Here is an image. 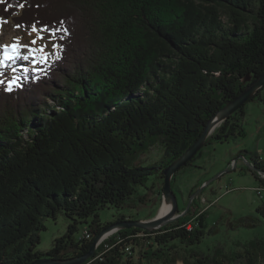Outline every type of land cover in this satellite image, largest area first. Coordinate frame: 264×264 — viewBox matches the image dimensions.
I'll return each instance as SVG.
<instances>
[{
    "label": "trees",
    "instance_id": "16d2710c",
    "mask_svg": "<svg viewBox=\"0 0 264 264\" xmlns=\"http://www.w3.org/2000/svg\"><path fill=\"white\" fill-rule=\"evenodd\" d=\"M0 19L23 30L33 24L54 29L63 20L67 29V35L55 33L60 59L42 71H26L11 92L0 86V264L85 254L113 224H102L97 211L122 207L151 174L163 187L166 166L264 73V0H0ZM263 90L246 102L262 100ZM244 106L206 143L243 136ZM157 143L163 147L159 162L135 161ZM252 156L248 162L264 173V160ZM247 168L264 188V175ZM59 212L69 219L66 232L48 250H37L43 218ZM256 213L264 220V201ZM88 218L83 233L90 231L91 238L82 233L75 239L78 224ZM202 218L186 214L151 232L121 229L83 264H137L126 247L141 232L148 246H157L150 257L175 264L176 243H200ZM246 219L240 221L255 225ZM241 250L216 247L209 259L191 248L183 262L245 264V258L264 264V237L247 240Z\"/></svg>",
    "mask_w": 264,
    "mask_h": 264
},
{
    "label": "rangeland",
    "instance_id": "374dc122",
    "mask_svg": "<svg viewBox=\"0 0 264 264\" xmlns=\"http://www.w3.org/2000/svg\"><path fill=\"white\" fill-rule=\"evenodd\" d=\"M38 37H43V39ZM32 40H36V43L32 44ZM9 42L21 43L22 54L27 56L33 54L34 57L27 61L19 57L17 62L8 64L10 67H0V79L7 80L6 86L16 78L18 80L16 79L15 85H18L20 77L28 70L46 69L60 49V47L55 49L52 47L53 44L60 46L56 34L53 36L48 31L32 32L31 27L23 30L13 25L11 21L0 19V46L1 44L7 45ZM13 68L15 71H12ZM261 97L262 100L255 99L245 103V114L242 118V126L245 130L243 136L230 137L224 142L212 140L204 144L195 160L175 172L171 179V188L176 195L180 215L160 226L142 228L151 232L186 214L191 215L194 220L203 217L204 235L200 243L189 247L176 243V249L171 250L172 254L177 257L175 264H184L183 257L189 255L191 248L200 251L205 256L208 255L210 259L216 247L221 248L224 253H229L235 248L242 253L244 242L256 237H264V220L256 219L258 217L256 207L264 201V188L261 187L255 174L247 168V162L254 153L264 160V90ZM47 101L52 103L49 99ZM162 153L163 147L157 143L150 150L138 155L135 161L149 165L159 162ZM257 187L261 188V195L257 194L255 190ZM163 199L162 179L154 173L149 175L144 185L136 186L135 192L122 207L116 208L108 205L101 208L97 211L98 218L102 224L115 223L123 216L124 220L148 221L159 214ZM248 216L255 220V225L246 226L240 221V219L246 221ZM90 220L91 218H88L87 222L78 224V231L74 234L75 239H78L83 230L88 228ZM42 222L45 228L39 231L40 241L36 249L46 251L51 248L54 238L66 232L69 219L59 212L55 218L45 217ZM189 225L192 226L193 223ZM125 228L114 226L106 230L97 247L104 240L113 237L119 230ZM145 235L146 233L143 232L135 234L138 239L129 246L128 255L137 264H162L153 256H149V253L157 246H148V241L142 239ZM166 247L164 246L161 250H165ZM242 261L247 264L245 258H242ZM222 264L231 263L224 259ZM235 264H242V262Z\"/></svg>",
    "mask_w": 264,
    "mask_h": 264
},
{
    "label": "water",
    "instance_id": "95a60500",
    "mask_svg": "<svg viewBox=\"0 0 264 264\" xmlns=\"http://www.w3.org/2000/svg\"><path fill=\"white\" fill-rule=\"evenodd\" d=\"M248 79V78H247ZM264 85V73L258 77H254L251 79L248 84L245 86L242 91L233 99L228 100L225 105L220 108L206 123L204 126L203 132L198 137V139L178 158H176L173 162H171L163 171L164 179H163V187L162 192L163 196L166 199L171 201V210L167 215H157L151 220L143 221V220H122L117 221L110 225L109 227L102 230L97 236L94 237L93 242L90 246V249L83 255L79 257H74L68 260L57 261L52 260L48 257H38L34 259L31 264H83L88 258H90L96 247L98 242L101 240L102 235L106 230L112 228L114 226H122L129 228L131 226H137L140 228H150L151 226H160L165 224L175 218H177L180 213L178 209L176 195L171 188V179L175 172L182 166L186 165L189 160H191L197 152L202 148L204 144H206L207 138L211 135L212 131L220 125L225 119H227L232 113L237 111L240 107H242L245 102L251 98L256 91ZM247 165L250 169L256 171L257 173H261L264 175L263 172H259L258 168L247 162Z\"/></svg>",
    "mask_w": 264,
    "mask_h": 264
},
{
    "label": "snow or ice",
    "instance_id": "6c2138e0",
    "mask_svg": "<svg viewBox=\"0 0 264 264\" xmlns=\"http://www.w3.org/2000/svg\"><path fill=\"white\" fill-rule=\"evenodd\" d=\"M59 24H60V27H57V28H54V29H49L48 26H44L41 29H37L36 24H33L31 26V30H32V32L49 31V32L52 33L53 36H55V33L60 32V31H63L65 33V35H67V29L63 27L64 21L61 20L59 22ZM38 38L39 39H43V37H38ZM59 39L63 40L64 39V35H61L59 37ZM31 43L32 44H35L36 43V40H32ZM3 47L6 49L8 46L5 45ZM11 47L15 51L18 46L17 45H12ZM52 47L54 49L57 48V47H61V50H62V46H58L56 44H53ZM40 51H42V49H40ZM56 58L57 59H60L61 57L59 56V54H57ZM13 59L14 58L12 56L8 55L7 52H5L4 59L0 60V67H10V65H5V60H13ZM22 59L25 60V61H27L29 59V56L25 55V56L22 57ZM12 71H15V68H13ZM16 79H18V78H16ZM16 79H13L10 83L7 84V86L3 87V90L6 91V92L13 91V85L16 84ZM4 85H5V81L2 80V79H0V86H4Z\"/></svg>",
    "mask_w": 264,
    "mask_h": 264
},
{
    "label": "bare ground",
    "instance_id": "6f19581e",
    "mask_svg": "<svg viewBox=\"0 0 264 264\" xmlns=\"http://www.w3.org/2000/svg\"><path fill=\"white\" fill-rule=\"evenodd\" d=\"M12 45H17L18 46L15 51L11 47ZM3 46H5V45L1 44V46H0V60L4 59L5 52H7L8 55L13 53L14 56H16V58L14 59V60H16V62H17V58L20 57L22 59V57L25 56L24 54H22L23 53V46L19 42H13V43L9 42V43H7L8 47L6 49ZM28 52H31V51H28ZM28 56H29V59L34 57L33 54L28 55ZM5 62H8V61L5 60ZM25 75H26V73H25ZM163 200H164V202H163V204L161 206V209L159 211V215L160 216L161 215H167L170 212V210H171V201L169 199H166L165 197H164Z\"/></svg>",
    "mask_w": 264,
    "mask_h": 264
},
{
    "label": "built area",
    "instance_id": "2783aa9c",
    "mask_svg": "<svg viewBox=\"0 0 264 264\" xmlns=\"http://www.w3.org/2000/svg\"><path fill=\"white\" fill-rule=\"evenodd\" d=\"M255 190H256L258 195H261V188L260 187L255 188ZM191 227H192L191 225H188V228H191ZM83 236L87 239H90L91 238L90 231H88V230L84 231ZM126 250L129 251V247H126ZM100 255L101 254L97 255V257H99Z\"/></svg>",
    "mask_w": 264,
    "mask_h": 264
}]
</instances>
